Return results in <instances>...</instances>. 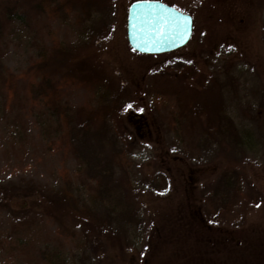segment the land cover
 I'll use <instances>...</instances> for the list:
<instances>
[{"label":"rangeland","instance_id":"374dc122","mask_svg":"<svg viewBox=\"0 0 264 264\" xmlns=\"http://www.w3.org/2000/svg\"><path fill=\"white\" fill-rule=\"evenodd\" d=\"M133 1L0 0V264H264V0H161L194 26L158 55L128 42ZM104 117L122 139L109 198L108 151L67 138ZM230 161L239 187L215 202Z\"/></svg>","mask_w":264,"mask_h":264},{"label":"trees","instance_id":"16d2710c","mask_svg":"<svg viewBox=\"0 0 264 264\" xmlns=\"http://www.w3.org/2000/svg\"><path fill=\"white\" fill-rule=\"evenodd\" d=\"M46 2V0H45ZM63 4L65 7L69 6L72 8L74 4V0H65V2H60V4L56 3V0H48V3H46V7L50 8L54 14H57L60 10H63ZM45 5V4H44ZM86 6L84 9L87 12V16H92L95 12V14H101L103 12V7L100 5V0H85V5ZM158 55V54H157ZM8 79L9 83L11 84V87L13 86L14 82H16V79L14 78L13 74L9 73L8 74ZM28 86L30 88L31 92V98L35 99L37 94L42 95L43 99L45 100V97H48L51 93L55 91L54 86L47 80H44L42 85L40 86L39 90L36 87V84L34 82H29ZM106 110V113H108V110ZM59 116L60 118L67 117L66 113H62ZM57 117V115H56ZM88 122V121H86ZM84 122L83 124L81 123L80 125L77 126H71L70 131L67 133V138L72 145H76L78 147V153L80 154L81 145L85 143H89L90 141H94L92 145L97 144L98 149H86V151H89V154L93 153L94 157L97 156L99 158L102 155L101 152H107V157L100 163L99 166L96 167L94 175L98 179H100V183L102 185V188H104V196L106 197H111L112 193L114 192V161L116 157L121 153V144H122V139L115 133L114 126L112 122L107 119L106 117L103 118V124L101 125V128L98 130H92L89 127V122L86 123ZM229 125L233 126V122L229 121ZM242 140V145L243 147L247 148L249 147L250 149L254 148L255 141L253 140V137L251 134L246 135L245 137H241ZM85 142V143H84ZM239 143V144H240ZM111 145L110 149L105 148L104 145ZM75 147V148H76ZM105 149V150H103ZM84 152V151H83ZM86 154V152H85ZM84 156V155H83ZM238 164L235 161H230L227 163V165L223 168V172L219 177V185L216 186V191L215 195H212V199L216 201L219 200V197H221V194H229L230 191H233L234 189H237L239 187V179H240V171L238 170ZM100 175V176H99ZM222 191V192H221ZM3 189L0 188V202H2L3 199ZM41 206L44 208L45 211L50 212L52 211L53 204L51 201H46L43 200L41 202ZM55 211L54 214L57 215L58 217H63L60 213V211ZM127 219V217H126ZM129 220V218H128ZM132 221H134L132 219Z\"/></svg>","mask_w":264,"mask_h":264},{"label":"water","instance_id":"95a60500","mask_svg":"<svg viewBox=\"0 0 264 264\" xmlns=\"http://www.w3.org/2000/svg\"><path fill=\"white\" fill-rule=\"evenodd\" d=\"M193 17L161 0H135L128 9L130 46L143 54H164L185 47L193 35Z\"/></svg>","mask_w":264,"mask_h":264},{"label":"snow or ice","instance_id":"6c2138e0","mask_svg":"<svg viewBox=\"0 0 264 264\" xmlns=\"http://www.w3.org/2000/svg\"><path fill=\"white\" fill-rule=\"evenodd\" d=\"M145 2H147V0H145ZM129 107H130V105H129Z\"/></svg>","mask_w":264,"mask_h":264}]
</instances>
